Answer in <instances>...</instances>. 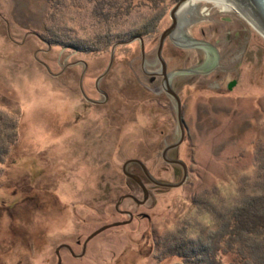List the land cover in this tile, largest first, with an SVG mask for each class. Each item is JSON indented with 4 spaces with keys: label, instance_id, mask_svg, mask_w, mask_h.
I'll use <instances>...</instances> for the list:
<instances>
[{
    "label": "rangeland",
    "instance_id": "374dc122",
    "mask_svg": "<svg viewBox=\"0 0 264 264\" xmlns=\"http://www.w3.org/2000/svg\"><path fill=\"white\" fill-rule=\"evenodd\" d=\"M58 1L59 21L79 40L106 28L114 40L129 39L163 10L143 42L146 70L159 71L158 36L176 0H121L128 6L106 25L96 21L93 0ZM213 1H195L197 21L185 33L216 48L217 65L171 80L186 135L167 157L185 164L186 179L176 188L145 179L147 200H121L118 211L121 195L142 199L122 173L126 160L138 159L159 182L182 178L161 158L179 134L161 77L142 72L135 40L114 48L98 78L110 46L81 52L49 44L50 0H0V264H57L58 257L60 264H182L174 244L213 231L215 215L240 189L252 191L264 153V38L227 1ZM204 53L168 39L161 51L167 72L202 66ZM127 171L142 173L136 164ZM124 221L88 240L80 256L92 232ZM219 258L240 259L234 252Z\"/></svg>",
    "mask_w": 264,
    "mask_h": 264
},
{
    "label": "trees",
    "instance_id": "16d2710c",
    "mask_svg": "<svg viewBox=\"0 0 264 264\" xmlns=\"http://www.w3.org/2000/svg\"><path fill=\"white\" fill-rule=\"evenodd\" d=\"M93 1L94 13L98 15L96 21L104 25L111 20H117L118 13L128 6L124 4V7L121 0ZM50 2L52 11L49 12L48 22L45 24L47 43L79 49L81 52H97L119 41L113 39L107 28L104 33L97 32L92 37L82 40L74 39L69 34L71 29L61 23L63 8L58 7L60 1ZM112 8L114 13L109 14ZM162 16L163 10L147 19L142 30L136 31L131 37L139 36L144 42L146 38L144 35L155 33L156 24ZM258 158L260 159L257 166L258 180L255 186L250 187L252 191L248 193L240 189L239 198H236L230 207L220 209L218 215H215L217 224L213 231L206 232L194 241L187 237L182 238L181 247L176 243L171 248L175 255L183 259L182 264H222L219 255L233 252L240 259L239 262L232 264H264V153Z\"/></svg>",
    "mask_w": 264,
    "mask_h": 264
},
{
    "label": "water",
    "instance_id": "95a60500",
    "mask_svg": "<svg viewBox=\"0 0 264 264\" xmlns=\"http://www.w3.org/2000/svg\"><path fill=\"white\" fill-rule=\"evenodd\" d=\"M190 1L191 0H176V2L173 4V6L168 11V17L170 19L169 25L164 28L159 36H158V44L156 48V59L159 62V71L158 72H150L147 71L145 68V57H144V43L141 37L134 36L129 39L125 40H119L116 41L111 47H110V58L108 65L104 72L98 77H102L109 69L112 60H113V51L116 46L119 45H125L129 44L132 41L137 40L139 42L140 47V56H141V62L140 67L142 69V72L145 75L155 77L159 76L162 80V88L163 91L172 98L175 104V118L177 122L178 127V138L175 142L166 145L164 149L161 152V158L163 161H165L168 164H174L181 168L182 170V178L178 183H166V182H159L152 178V176L148 173L146 167L144 164L139 161L138 159H129L126 160L122 165V173L124 176L134 180L138 186L141 188L142 191V199L138 200L132 195H121L118 199V201L115 204V209L118 210V205L121 199L124 198H130L132 199L137 205L143 204L147 200V190L145 189L144 185L141 183L140 179L136 177L134 174L127 171V166L129 164H136L139 166L140 170L144 174V176L147 178V180L152 183L155 186L163 187V188H176L179 187L186 179L187 171L185 164L177 159H170L167 157L166 153L172 149H175L177 146H179L185 135H186V127L183 120L182 115V108H181V102L179 99V96L175 93L171 86V80L176 75L181 74H187V73H195V74H206L212 71L215 66L217 65L218 61V52L217 49L214 48L209 43L203 41V40H197L194 38H190L186 35L185 29L188 25L194 23L197 21V17L194 16L191 13L190 9ZM219 1H227V3L231 4L237 9V13L240 14L246 22H248L250 25H252L255 30L264 38V0H219ZM168 39L170 40L174 45L180 48H196L201 49L203 52H205V62L202 64V66L194 69H179L167 72L166 71V64L162 58L161 51L164 44V41ZM209 61V62H208ZM103 96H106L104 92L99 91ZM119 211V210H118ZM130 216V214L128 213ZM131 219V217H130ZM129 221V220H128ZM127 221V222H128ZM127 222H114L111 224L104 225L94 232H92L83 242V248L88 240H90L92 237L97 235L98 233L118 225L125 224ZM57 264H60V259L58 257Z\"/></svg>",
    "mask_w": 264,
    "mask_h": 264
},
{
    "label": "flooded vegetation",
    "instance_id": "af4514ba",
    "mask_svg": "<svg viewBox=\"0 0 264 264\" xmlns=\"http://www.w3.org/2000/svg\"><path fill=\"white\" fill-rule=\"evenodd\" d=\"M209 62V61H208ZM107 100V96H103V100L102 101H99V103H103V102H105ZM90 101H92V102H96V101H93V100H90ZM96 103H98V102H96ZM168 153V152H167ZM167 153H166V155H167ZM142 172V171H141ZM133 174V173H132ZM136 177H138L139 179H140V181H141V183L144 185V183H143V181L146 179L147 180V178L144 176V174L143 173H141V174H134ZM127 179H128V181L132 184V185H134V186H136V187H138L139 189H140V191H141V188L138 186V184L134 181V180H132V179H130V178H128L127 177ZM148 181V180H147ZM145 187V186H144ZM141 193H142V191H141ZM127 195H132V194H127ZM133 196V195H132ZM133 197H135V196H133ZM147 197H148V192H147ZM136 198V197H135ZM125 199H130V198H124V199H121V200H125ZM137 199V198H136ZM120 200V201H121ZM131 201H133L132 199H130ZM134 202V201H133ZM120 203V202H119ZM121 212V211H120ZM130 214V213H129ZM132 215L130 214V217H131ZM132 218V217H131ZM86 245V244H85ZM62 247V246H61ZM69 252H70V254L71 255H73V256H75V254L74 253H72V250L70 249V247L69 246H64ZM82 247H83V245H82ZM85 247V246H84ZM83 251L81 252V254H80V256L83 254V252H84V248L82 249ZM58 249L56 250V254H58ZM58 257V256H57Z\"/></svg>",
    "mask_w": 264,
    "mask_h": 264
},
{
    "label": "bare ground",
    "instance_id": "6f19581e",
    "mask_svg": "<svg viewBox=\"0 0 264 264\" xmlns=\"http://www.w3.org/2000/svg\"><path fill=\"white\" fill-rule=\"evenodd\" d=\"M195 1H197V0H191L190 1V8L194 5V3H195ZM213 2H215V4H221V5H224L225 6V3H226V1H219V0H215V1H213ZM234 7V6H233ZM235 8V7H234ZM236 9V8H235ZM236 11H237V9H236Z\"/></svg>",
    "mask_w": 264,
    "mask_h": 264
}]
</instances>
